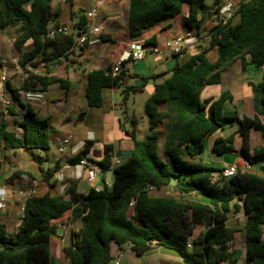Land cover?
Wrapping results in <instances>:
<instances>
[{
	"label": "trees",
	"instance_id": "trees-1",
	"mask_svg": "<svg viewBox=\"0 0 264 264\" xmlns=\"http://www.w3.org/2000/svg\"><path fill=\"white\" fill-rule=\"evenodd\" d=\"M73 0H68L72 3ZM129 10L125 15L131 36H138L159 22L176 18L186 6L184 24L199 30L213 16L208 29L207 47L197 46V52L183 61L178 60L166 77L157 83L146 99L144 113L148 117L149 132L144 140L135 130L127 131L134 140L132 155L114 167V179L102 189L91 188L86 194L72 182L65 194H36L25 200L23 218L18 231L10 234L0 224V264H55L51 253L58 233V223L80 222V228L71 231L63 255L70 264H111L113 247L128 245L137 255L156 246L171 251L182 264H236V251L230 243L236 229L229 227L232 212L243 211L245 264H264V146H252V130L264 140V82L252 85L254 117L227 116L224 105L232 100L229 92L218 99H203L207 86L219 85L222 74L237 61L245 70L248 65L264 67V0H236L232 17L224 19L221 0L209 6L206 0H126ZM55 0H0V28L17 27V46L32 42V49L21 57V62H32L24 69L23 88L45 92L60 80L47 75L36 76L33 69H49L67 56L76 37L88 23L87 12L80 14L75 24L77 32H58V13L53 10ZM54 24L53 27H50ZM107 40V35H102ZM157 46L155 36L146 41ZM87 45V44H86ZM216 49L217 59L208 54ZM249 57V60H248ZM125 72L113 77L112 66L106 71L90 73L86 96L88 105L100 107L103 90L118 86ZM146 80H144V83ZM141 87L129 86L123 90L124 100ZM7 90L19 99L8 83ZM22 120L13 117V107L0 116V154L4 149L49 150V124L40 119L29 106ZM18 125L22 133L8 128ZM137 123V121H136ZM229 124V126H228ZM241 137L240 154L255 170H240L234 177L221 176L223 167L215 169L196 162L206 148L209 138L233 125ZM234 136H217L212 150L217 155L235 151ZM161 141L163 142L161 148ZM162 149V150H161ZM89 155L85 148L67 160L79 164ZM108 168V159L99 164ZM54 169L39 166L41 180L55 184ZM218 175V180L214 176ZM153 187L154 190H150ZM171 188L181 197L158 193ZM68 215L66 221L62 220ZM201 230L197 233V228ZM192 247H189V243Z\"/></svg>",
	"mask_w": 264,
	"mask_h": 264
},
{
	"label": "crops",
	"instance_id": "crops-1",
	"mask_svg": "<svg viewBox=\"0 0 264 264\" xmlns=\"http://www.w3.org/2000/svg\"><path fill=\"white\" fill-rule=\"evenodd\" d=\"M61 1L60 9L62 3H68V0ZM229 2L233 3V0L221 1V13L224 6ZM54 3H56V0ZM74 3L75 1L73 0L70 4L73 6ZM98 4H103L110 8L109 13L103 18L105 26L101 34V36H108L106 41L101 36L93 38L91 43L83 47L71 49L67 56L61 57L59 62L50 66L49 69L43 67L35 68L43 75L60 80V83H54L48 87L44 92V100L42 102L38 104H25L20 99H15L11 91L7 90L5 93L6 98L11 101L10 107H13L14 115L9 118V113L2 114L3 112H1L0 116L2 114V117L6 120H13L14 118L22 120L26 109L23 105L31 107L40 119L48 122L51 142H54L57 150L56 157L53 160L49 156H44L41 152L35 153L33 159L36 161L34 165L36 167L31 170H27L16 163L19 158L24 156L25 149L2 150L0 154V200L5 197L6 201L5 206L0 209V224L6 225L10 234H15L21 225L23 218L22 206L26 200L24 197L14 194L13 191L30 188L34 180L39 182V186L36 188L39 195L45 193L65 194L72 182L77 184L78 192L84 194L91 188L99 190L104 187V184L109 186L112 184L113 179L109 181L108 176L109 173L113 175V159L117 158L121 162L127 160L132 155L134 146V140L127 133L129 130L122 127V120L118 110L120 109L126 115L127 121H132V128L134 127L136 132L135 124L137 118L135 113H132L127 101L130 98H136L137 95H147L148 98L154 92L155 85L166 77L163 73L169 72L175 65V62L170 61L168 58L170 55L168 53H166L167 59L165 61L163 60V54H151L144 60L128 61L123 67L125 74L120 85L103 90V103L100 107L89 106L86 90L90 73L94 70L106 71L110 66L113 67L118 62L120 56L129 50L132 43L145 42L155 36L157 46H162L169 37L174 38L179 36L174 31L172 35L165 36L162 42L159 41L160 33L164 34L167 30L174 28V20L159 22L156 26L144 31L142 34L131 36L125 19V15L129 10V3L126 0H89L81 12L85 13ZM76 7V5L73 6V13ZM60 9L58 10L57 4L55 9V4H53V10L59 16L61 14ZM182 12L184 22V18L188 12L187 7H183ZM215 17L213 16L208 19L199 30L188 28V30L184 31V35L190 34L191 38V43L184 47L189 49L186 52L188 56L197 52V46L207 47L203 39V31L214 23ZM57 22L60 24L59 26L65 24L59 20V17L57 18ZM50 27L52 26L50 25ZM4 31H7L9 34L12 53L8 57L0 51V73L5 69L8 76L6 87L10 83L13 90L17 91L24 84V69L30 68L32 62L39 61L41 55L39 54L33 60H26L22 63L20 61L21 57L32 49V42L27 41L18 47L16 44L19 37L18 26L6 29L0 28L1 33ZM69 32L72 31L69 30ZM16 61L20 62L23 66L20 71L16 70ZM144 80H146L145 83ZM261 82H264V67L255 68L252 65H248L244 70L241 62L237 61L223 72L221 84L205 88L202 98L218 99L222 93L229 92L232 100L225 103L223 113L227 116H236L238 118H243L244 116L254 117L256 113L253 104L252 85ZM129 86H138L141 89L133 93L132 97L129 95L128 99L124 100L123 90ZM258 118L264 124V116H258ZM8 123H10L8 125L9 129H14L21 135L22 130L18 125H13V121H8ZM217 136L227 135H225V131H221L209 138L206 142V148L210 149L212 147L213 140ZM68 138H70V142L65 145L64 151L59 153L57 140ZM254 138L251 132V141ZM85 145L89 148L88 156L90 164L100 168V172L92 183L88 181L87 169L81 167L79 164L70 165L67 163V160L80 153L85 148ZM252 146L256 147L257 145ZM237 147H241V138L238 140ZM105 159H108V168L103 170L99 164ZM212 161L220 162V160L217 161L215 158ZM221 163L222 167L231 164L242 166V164H245V161L242 160V164L234 162L226 163L225 161ZM39 166H42L44 169H54L57 167L54 173L55 184H48L41 180ZM59 174H62L61 181H57ZM54 188H57L56 192L52 191ZM173 194L177 198L181 197L177 192H173ZM67 217L68 215L64 216L62 220L66 221ZM74 225V223L71 224L73 227ZM62 229L65 231L58 230L54 244L51 246L54 261L56 254H59L60 259H65L63 248L67 239L69 240L70 234L66 232V224L63 225ZM126 248L127 245L123 246L122 249L114 246L113 257L121 250L125 254L128 251ZM130 251L134 253L131 249ZM177 258L180 259L179 257ZM121 264H125L123 260ZM174 264H180V262L174 261Z\"/></svg>",
	"mask_w": 264,
	"mask_h": 264
},
{
	"label": "rangeland",
	"instance_id": "rangeland-1",
	"mask_svg": "<svg viewBox=\"0 0 264 264\" xmlns=\"http://www.w3.org/2000/svg\"><path fill=\"white\" fill-rule=\"evenodd\" d=\"M75 3L74 5H76V9L74 10L73 13V6L68 2V3H62L61 9H60V4H61V0H56L55 4V9H56V4H57V8L58 10L60 9V16H59V20L64 24L67 25V27L69 28L70 31L72 32H76V28H75V23L78 19V16L81 14H83L82 8L86 7V4L88 3L89 0H74ZM222 2H225L226 0H221ZM236 1V0H235ZM233 0V3L235 2ZM206 4L209 6L214 5V0H206ZM186 7V6H184ZM110 11V8L106 5L101 4L98 10V18L96 19V22L98 25H100L103 29V27L105 26V22H104V17L105 15H107ZM171 21L174 20V28L172 30H167V32L160 33L159 34V41H163L164 37L167 35H172V32H177L179 34V36H184V31L188 30V28L185 26L184 22H183V12H181L176 18L170 19ZM170 20H167L168 22H170ZM51 26L53 27V24H51ZM210 27H208L204 32L203 35V39L205 41V46L209 45V37H208V29ZM129 39V38H128ZM172 37H169L168 40H171ZM167 41V40H166ZM165 41V42H166ZM164 42V43H165ZM163 43V44H164ZM198 43V42H197ZM0 51L3 53V55H6L8 57L11 56V48H10V37L9 34L7 33V31L4 32H0ZM189 49L188 48H184L182 50V52L184 54L180 55V57L178 58V60L183 61L184 59H186V57L188 56V54H186V52H188ZM209 58L212 61H215L217 59V52L216 49H212L210 50L209 54H208ZM168 58L170 59V61L172 62H176L177 59L173 56V55H169ZM165 59H167L166 57V53L163 54V60L165 61ZM131 97L133 96V93L130 94ZM147 95H137L136 98H130L127 102L129 107L131 108L132 113H135V116L137 118V123L135 124V129L136 130V135L137 138L139 140H144L146 138V135L149 132V121H148V117L145 115L144 113V105H145V101H146ZM25 103V102H23ZM248 103V101H247ZM246 103V105H247ZM27 104V103H25ZM249 106V103H248ZM119 115L120 118L122 120V127L123 129H128L129 131L134 130V127L132 128V121H127L126 115L124 113L121 112V110L119 109ZM133 115V114H132ZM236 129L237 126L234 124L233 126L229 127L226 131H225V135L229 136V135H233L234 138H236V140H234V148L235 151L231 152V153H227L225 155H217L213 152L212 147L209 149L208 147L205 149V151L202 153V155H200L197 159L196 162L200 163L204 166H208V167H213L215 169H219L222 167V163L223 161H225L226 163H230V162H234V163H239L242 164V158L240 157V148L237 147L238 145V140H240V135L238 133H236ZM252 136L255 137L252 140V145H261L264 146V140L261 139L260 133L257 131L252 130ZM163 142L161 141V148H162ZM51 148L49 150H26L25 154L23 157L19 158L18 161H16V163L20 164V166L25 167L27 170H31L32 168H35L36 166H34L36 164V161L33 159L34 154L41 152V154H43L44 156H49L52 160L55 159L56 154H57V150L55 148V144L52 141L51 142ZM240 146V145H239ZM162 150V149H161ZM213 158H215V160H220V162H213ZM260 163L257 165H254L252 167H244L245 165L242 164L241 167H243V170H255L257 167H259ZM109 181L112 180V174L109 173ZM219 176L215 175L214 179L218 180ZM172 190L170 187L166 188L164 190H162L161 192H159V195H164V196H171L172 194L167 193L168 191ZM53 192L57 191V188H54L52 190ZM174 195V194H173ZM172 195V196H173ZM175 196V195H174ZM181 199L185 200V199H190L192 198L191 196L188 197H180ZM246 220V216L243 213V211H239V212H232L230 214V218H229V222H228V226L235 228L237 231L232 239V242L230 243V250H234L237 253L238 256V260L236 262V264H245L246 261V253H245V247H244V235H243V228H244V223ZM74 229L76 231H78V229L80 228V222H75L74 223ZM201 226H199L197 228V233L201 230ZM69 240L67 239L65 246L68 245ZM128 251H126V253L124 254L123 257V263L125 264H174V261H179L180 264H182V262L180 261V259H178L177 257H173L176 256L175 254H172L171 251H168L164 248H157L156 246L152 247L151 250L145 252L142 255H137L136 253H132L130 251V247L127 245L126 248ZM62 259L59 258V254L55 256V264H70L69 259ZM62 262V263H61Z\"/></svg>",
	"mask_w": 264,
	"mask_h": 264
},
{
	"label": "built area",
	"instance_id": "built-area-1",
	"mask_svg": "<svg viewBox=\"0 0 264 264\" xmlns=\"http://www.w3.org/2000/svg\"><path fill=\"white\" fill-rule=\"evenodd\" d=\"M100 5H96L92 7L87 12L88 17V23L84 30H81L79 35L76 37L75 44L72 49L83 47L86 44H89L92 42L93 38H98L102 34V27L97 24L96 19L98 18V10ZM232 9H233V3L229 2L224 6V9L222 11V14L224 15V19L228 20L232 17ZM58 32L68 34L69 28L66 24L63 26H60L58 28ZM191 43L190 34H187L186 36H177L172 38L171 40H167L162 46H148L145 42H135L130 45V48L127 52H125L122 56H120L118 62L112 67V75L113 77L118 76L124 65L128 61H139L146 59L149 55H161L164 53H168L170 55L179 54L186 45ZM16 70L20 71L22 69V64L18 61H16ZM33 74L36 76H42L43 74L38 70H33ZM7 82H8V76L5 71V69L2 70L0 73V113L4 112L7 108L10 107L11 101L6 98L5 93L7 92ZM16 95L19 97V99L27 104H38L44 100V92L42 91H35V90H26L23 88V85L19 87L16 91ZM70 142V138L68 139H58V151L59 153H62L64 151V147L66 144ZM121 161L117 158L113 159V166L116 167L119 165ZM79 165L88 171V181L92 183L97 174L100 172V168L98 166H92L90 164V158L87 156L84 158ZM245 166L249 168L250 164L245 161ZM240 170H243V167L239 166L238 164H231L229 166L223 167L221 171V176L225 179H230L234 177ZM62 180V174H59L57 177V181ZM39 186V182L37 180H34L32 183V186L30 188L26 189H17L14 190V194H18L21 197H24L25 199L30 198L37 194L36 188ZM150 190H154L153 187H150ZM173 192H175L173 189L168 191L167 193H170L173 195ZM171 195V196H172ZM6 198L3 197L0 200V209H2L5 206ZM25 205L22 206V211L24 212ZM73 223L66 224V232L68 234H71V231L73 229V226H71ZM62 223H58L57 227L58 230H63ZM189 247H192V243H189ZM123 251L121 250L119 253L116 254V256L112 260V264H121L123 259ZM218 264H225L224 262L218 263Z\"/></svg>",
	"mask_w": 264,
	"mask_h": 264
},
{
	"label": "water",
	"instance_id": "water-1",
	"mask_svg": "<svg viewBox=\"0 0 264 264\" xmlns=\"http://www.w3.org/2000/svg\"><path fill=\"white\" fill-rule=\"evenodd\" d=\"M228 126H229V124H228ZM112 179H114V174L112 175Z\"/></svg>",
	"mask_w": 264,
	"mask_h": 264
}]
</instances>
